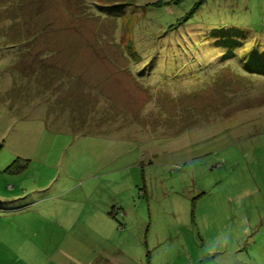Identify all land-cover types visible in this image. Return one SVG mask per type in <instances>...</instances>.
Wrapping results in <instances>:
<instances>
[{"label": "rangeland", "instance_id": "obj_1", "mask_svg": "<svg viewBox=\"0 0 264 264\" xmlns=\"http://www.w3.org/2000/svg\"><path fill=\"white\" fill-rule=\"evenodd\" d=\"M1 213L69 264H264V0H0Z\"/></svg>", "mask_w": 264, "mask_h": 264}, {"label": "crops", "instance_id": "obj_2", "mask_svg": "<svg viewBox=\"0 0 264 264\" xmlns=\"http://www.w3.org/2000/svg\"><path fill=\"white\" fill-rule=\"evenodd\" d=\"M8 216L1 213L0 222L4 217L6 220ZM0 226V234L10 232V227ZM1 248L3 252H0V264H69L65 257L60 255V245L48 250L49 247L42 242L17 239L9 243L2 239L0 240ZM116 253L120 254L119 251Z\"/></svg>", "mask_w": 264, "mask_h": 264}]
</instances>
